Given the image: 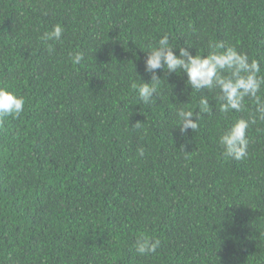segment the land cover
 <instances>
[{"label":"trees","instance_id":"obj_1","mask_svg":"<svg viewBox=\"0 0 264 264\" xmlns=\"http://www.w3.org/2000/svg\"><path fill=\"white\" fill-rule=\"evenodd\" d=\"M56 24L49 54L40 38ZM164 35L177 54L234 47L264 75V0H0V85L26 101L0 122V264H264V123L236 161L219 137L251 100L223 113L218 90L158 69L141 101L131 85L150 82ZM205 95L211 112L181 136L177 110ZM141 236L155 253L135 251Z\"/></svg>","mask_w":264,"mask_h":264},{"label":"clouds","instance_id":"obj_2","mask_svg":"<svg viewBox=\"0 0 264 264\" xmlns=\"http://www.w3.org/2000/svg\"><path fill=\"white\" fill-rule=\"evenodd\" d=\"M64 29L60 24L53 26L51 31L41 36V41L46 45L49 54L55 51L54 44L60 42ZM167 35L162 36L156 46L151 47L144 61V71L150 74V82L142 79L141 84L133 83L131 87L138 92V96L145 104L154 102L158 94V82L161 80L156 70L166 69L168 73L185 74L187 79L185 86L196 92L202 90H218L220 111L241 112L246 110V98L255 104L254 114L248 119L236 120L219 137L222 146V156L236 161L248 157L249 137L248 133L252 125L258 122L264 123V96L261 90L264 88V75H261L259 61L250 60L246 53L238 52L234 47H226L220 43L209 42L207 55H193L188 47H180L178 54ZM223 49V51H221ZM71 62L79 65L84 59L81 52L70 54ZM155 94V95H154ZM25 99L8 86L0 85V122L6 118H19L25 110ZM198 112L192 110H177V129L181 136L192 132L199 127L201 114H209L211 105L207 95L202 96L198 102ZM195 117V118H194ZM139 127V123H137ZM139 155L144 156V149H138ZM161 241L158 238L141 236L135 243V251L140 255H149L156 252Z\"/></svg>","mask_w":264,"mask_h":264}]
</instances>
